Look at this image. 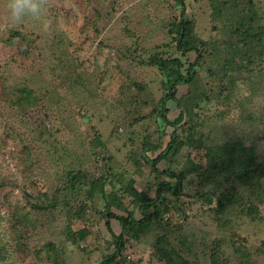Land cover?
I'll use <instances>...</instances> for the list:
<instances>
[{
	"label": "rangeland",
	"instance_id": "1",
	"mask_svg": "<svg viewBox=\"0 0 264 264\" xmlns=\"http://www.w3.org/2000/svg\"><path fill=\"white\" fill-rule=\"evenodd\" d=\"M51 5L50 35L31 19L0 30V264H97L112 253L114 237L102 214L106 194L114 213L129 210L140 218L125 188L154 196L157 175L147 160L169 140L168 134L160 137L156 113L148 114L163 88L158 69L146 61L154 52L178 54L171 32L180 13L174 0H51ZM218 5L185 0V12L199 37L222 49L236 22ZM244 6L257 12L254 32L264 26V0H245ZM200 48L197 70L214 98L196 107L193 121L182 122L177 132L185 141L188 132L196 135L190 127H198L202 139L156 165L186 171L182 193L168 195L169 212L136 236L110 218L124 241L111 264H164L154 252L161 235L167 248L192 264H213L215 252L219 264H264V55L256 59L244 46L236 48L242 66L227 69L236 71L231 85L210 80L207 68L217 51L206 43ZM197 54L186 56L193 61ZM186 91L179 85L176 95L184 99ZM167 105V116L174 118L179 107L175 101ZM232 141L251 146L263 163L251 187L208 160L207 145ZM146 144L159 147L146 150ZM68 172H83L84 182L101 175L104 194L90 196L88 187L71 186ZM232 188L236 202L217 206V195ZM250 205L255 213L247 212Z\"/></svg>",
	"mask_w": 264,
	"mask_h": 264
},
{
	"label": "trees",
	"instance_id": "2",
	"mask_svg": "<svg viewBox=\"0 0 264 264\" xmlns=\"http://www.w3.org/2000/svg\"><path fill=\"white\" fill-rule=\"evenodd\" d=\"M244 2L245 0H218V11L228 13L227 17L234 18L236 22L229 30L227 43L222 45L225 47L221 49L217 48L216 44L207 43L210 40L201 39L196 34L195 23L185 12V0H174V4L180 10V13L178 20L172 22L171 32L175 42V51L179 55H164L154 52L147 57L146 61L147 65L155 66L158 69L161 74L160 83L163 88V94L158 98L157 105L152 107L148 114L154 112L156 113V117L160 118L162 122L160 137L165 134L169 136V140L162 150L154 158L147 160L152 171L157 175L154 196L150 197L145 192L138 191L132 185L125 188V191H127L125 193L131 197L132 202L138 206L141 213V217L136 218L133 212L129 210L126 215L114 213L111 209L113 207L111 195L109 193L106 194L108 198L102 214L106 216V225L114 237L115 250L101 258L97 264L113 263L124 247L122 236L120 234L116 235L110 227V218L117 219L122 227H127L133 236H136V233H143L149 229L153 222L159 221L161 212H169L171 202L168 204V195L176 198L182 193L184 185L183 179L186 171H178L170 167L160 169L156 165L161 160H166L168 157L177 155L185 143L189 144L193 143L194 140L201 141L202 139V133L198 127H190L192 128L190 130L195 131L196 135L193 136L194 133L189 134L188 132L185 136V141L182 140L179 135L180 133L177 132V126L182 122L188 120L193 121L192 115L196 107H200L203 101H210L214 98L212 89L205 90V85L204 83L202 84V79L197 70L199 67L198 62H201L200 60L203 57L200 55V46L206 43L209 45L210 52L213 50L214 52L217 51L218 57H210L209 62L214 63L207 68V72L212 75V79L210 80L213 81L214 78H219L221 83L227 81L231 85H234V81L236 80V71L231 72L229 70H237L241 65L236 48L244 46L245 51L249 52L250 56L255 55L256 59L264 55V26L255 27L257 30L254 32L253 24L258 20L257 12L250 11L249 8L244 6ZM190 51L198 52L193 61L189 60L186 56ZM182 56L185 58L183 59ZM179 85H185L187 87L186 96H180H185L184 99L176 95ZM169 101H175L179 107V113L174 118L167 116L169 113L167 103ZM147 103L150 102L148 101ZM166 126H170L172 129L167 132ZM207 146L206 155L211 165L216 168L220 165L224 166L225 171L228 172L226 175L230 176L232 180L243 181L244 185L251 187L262 175L263 163L258 160L251 146H245L240 141L237 143L233 141L225 142L221 145L209 144ZM144 147L146 150H155L159 147V144H146ZM212 161L214 164H212ZM189 164L192 165L193 162L189 161ZM67 174L69 180L72 177L71 186L77 184L80 187H88L90 196L94 195L95 192L104 194L105 178L101 175L98 178L88 179L84 182L81 181L84 177L83 172L81 175L79 173L76 175L73 172H68ZM199 195L202 196L203 194ZM216 199V205L224 208V206L236 202V192L233 188L220 192ZM248 208L247 212H256L254 205H250ZM164 237V235L158 237L157 245L154 248L156 256L163 260L164 264H192L186 261L185 257L177 252L175 248H167L169 243L167 240H164ZM232 243L234 248L239 245V242L236 241ZM212 255L213 264H219V255L216 252L212 253ZM241 264H254V262L244 260Z\"/></svg>",
	"mask_w": 264,
	"mask_h": 264
},
{
	"label": "clouds",
	"instance_id": "3",
	"mask_svg": "<svg viewBox=\"0 0 264 264\" xmlns=\"http://www.w3.org/2000/svg\"><path fill=\"white\" fill-rule=\"evenodd\" d=\"M51 0H3L4 14L0 16V30L22 25L31 19L44 34L54 31V22L48 18Z\"/></svg>",
	"mask_w": 264,
	"mask_h": 264
}]
</instances>
